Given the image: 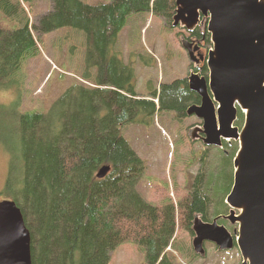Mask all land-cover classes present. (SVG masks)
Here are the masks:
<instances>
[{"label":"trees","instance_id":"16d2710c","mask_svg":"<svg viewBox=\"0 0 264 264\" xmlns=\"http://www.w3.org/2000/svg\"><path fill=\"white\" fill-rule=\"evenodd\" d=\"M30 1L0 0V13L16 24L9 29L0 25V89L15 91L10 83L21 76L23 61L39 53L43 34L74 27L87 37L84 76L46 112L20 113L19 101L0 103V124L8 120L4 147L9 158L0 196L13 199L21 209L30 231L32 264H108L110 252L127 242L144 250L148 264H174L170 257H161L175 231L174 208L161 225L160 209L151 208L137 192L144 162L121 128L134 122L151 124L155 114L164 111L183 115L196 94L183 78L160 84L159 91L149 88L150 99L140 97L134 68L113 51L130 14L152 12L170 21L174 0H111L94 5L50 0L51 10L36 24H31L23 4ZM241 120L239 111L236 124L241 125ZM234 151L236 147L231 155ZM105 165L110 171L98 178ZM232 173V168L226 173L230 184ZM227 193L229 189L224 195L217 192L204 202L193 195L185 198L186 208L179 205L181 217L189 219L210 204L222 210Z\"/></svg>","mask_w":264,"mask_h":264},{"label":"water","instance_id":"95a60500","mask_svg":"<svg viewBox=\"0 0 264 264\" xmlns=\"http://www.w3.org/2000/svg\"><path fill=\"white\" fill-rule=\"evenodd\" d=\"M173 27L193 30L200 17H207L212 47L207 54L208 78L191 72L190 90L201 103L186 109L187 115L203 119L197 130L208 145L234 139L233 183L225 198L230 213L225 218L237 227L231 234L216 220L195 216L192 224L193 249L202 253L208 240L220 249L237 247L241 264H264V0H174ZM189 58L190 42L183 41ZM244 114L241 128L234 125L237 112ZM110 167L102 166L98 178ZM31 236L21 209L13 199L0 201V264H32Z\"/></svg>","mask_w":264,"mask_h":264},{"label":"rangeland","instance_id":"374dc122","mask_svg":"<svg viewBox=\"0 0 264 264\" xmlns=\"http://www.w3.org/2000/svg\"><path fill=\"white\" fill-rule=\"evenodd\" d=\"M82 1L94 5L111 0ZM23 4L31 24H36L38 19L52 8L50 0H31ZM173 14L174 12L169 21L168 17H160L152 12L132 13L127 17V22L118 35L113 51L119 52L122 61L134 68L135 91L140 97L150 99L149 88L159 91L160 84L183 79L188 74V67L192 62L183 41L191 40L184 27L171 25ZM0 25L8 29L16 26L1 13ZM33 34L36 38L39 37L35 31ZM38 41L39 53L23 61V70L19 71L21 76L12 79L10 83L16 86L15 91L13 88L0 89V103L8 105L19 101L17 110L20 113L46 112L67 88L84 76L87 37L83 30L62 27L43 34ZM95 72L96 68H92L91 74L94 75ZM154 99L158 104V100ZM175 119L173 112L164 111L155 114L151 124L134 122L121 128L123 137L144 162L142 175L136 184L137 192L150 201L152 197L155 198L154 186L160 182H165V189L171 192L174 177L186 169L187 161L201 157L202 161L207 162L217 173L215 191L218 196L224 195L227 191L225 184L230 179L226 173L230 168L233 170V160L230 159L233 156L230 154V157L225 159L218 150H212L204 156L202 148L196 156L194 154L200 145H195V152L193 150L190 155L191 147L187 148L188 142L183 136L184 128L178 125ZM7 126L8 120L5 119L3 125L0 124V191L5 182L9 162L8 152L4 147L5 141L8 140ZM2 199L0 196V201ZM173 204L178 208V198ZM184 230L185 227H180L176 238L186 237ZM213 251L212 247H209L204 261L199 259L193 264H211L215 261V264H220L221 258L224 257L233 264H241L238 250L221 254L218 260ZM179 259L182 257L179 256ZM108 264H147V261L141 247L127 242L121 243L110 252Z\"/></svg>","mask_w":264,"mask_h":264},{"label":"flooded vegetation","instance_id":"af4514ba","mask_svg":"<svg viewBox=\"0 0 264 264\" xmlns=\"http://www.w3.org/2000/svg\"><path fill=\"white\" fill-rule=\"evenodd\" d=\"M207 23H208V18L201 16L196 27L193 30L188 31L187 33L188 38L191 40L190 44L192 46L191 48L194 54V58H193V61H191L192 63L189 64L188 74L184 77L186 81H187V77L189 76L191 72L200 74V76H204L206 79L208 78V69H207L206 60H207L208 51L211 48V40H210V34L207 30ZM200 103H201V99L199 95L196 94L195 101L187 105V108L190 105H193V104L199 105ZM239 111L242 113L241 125L236 124ZM173 114H174V118H176L175 120L177 124L182 125L184 128L183 136L186 137V140L188 142L187 148L191 147V150L189 151L190 155L195 149L193 148L195 147V145L201 146V147L199 146L200 148L194 154L196 156L198 155V152L200 151L201 148H202V152L204 153V156L205 154H208L212 150H218L223 154V156L228 157L230 156L231 150L233 148L236 147V150H237L238 142L234 139H222L220 146L206 144L204 142L205 134L202 133L200 130L199 131L197 130L196 139L191 140L190 134H189L190 129L193 127L200 129L203 125V119L198 118L195 115H190V116L187 115L186 110L183 115H179L176 111H173ZM243 121H244V114L240 109H238L237 118L234 122V125L241 128L243 125ZM235 153L236 151H234V155ZM234 155L232 156L234 157ZM233 157H231L232 160H233ZM185 167L186 169L180 172L181 174L176 175L174 177L173 182H172L173 189L171 190V192L165 189V187L167 188V185H165L166 184L165 182L157 183L154 186V188L156 189H153V192L155 191V196H154L155 198L153 199L152 197L149 201V206L151 208L160 209L161 215L159 217L157 216L156 217L161 225H165L168 222L170 218L169 210L171 208H174L175 231H174L173 236L171 237L170 244L167 246L166 250L163 252L161 257L163 256L170 257L171 259H173L174 264H180V263L193 264L194 261H197L199 259L204 261V258L209 253V247H212V249L214 250L213 252L216 254L217 260H218L221 254L228 253L232 250H238V249L236 248V246H234L231 249H220L213 242L204 240L202 244L203 252L196 253L193 249V244H192L193 237H194V232L192 231V224H193V220L195 216H198L202 221L208 222V223H212L214 220H216V223L218 225L225 226V228L231 234L233 233L237 225L231 224L230 221H228L225 218V216H227L230 213V208L227 204L220 211H216L215 208L214 209L211 208L212 204H210L211 207L210 206L203 207L204 208V209L202 208L203 212L196 211L195 213L192 214V216L189 217V219L186 215H182L181 217V212L179 211V205L181 206L184 204L183 206L185 207V203H184L185 198L187 201L188 198L193 195L195 197H198L202 202H204L202 200L203 198L213 197V196H216L217 194V192L215 191L216 187L214 186L217 183V175L214 174L215 170L213 169V167H210V165H208L207 162L204 163L201 157L199 159L197 158L195 159L192 158L191 160L189 159ZM232 183H233V173H232ZM232 183L230 184L228 181L227 184H225V186L227 187V189H229V191L231 189ZM159 197H160V200H159ZM177 198H178V208L173 204V202L174 203L177 202ZM194 203L195 201L193 202V204ZM180 227L182 228L185 227L184 232L186 233V237L181 236V238H179L178 236V238H176V235H177L176 232L178 231ZM144 256H145V253H144ZM179 256L182 257L181 260L179 259ZM215 263L216 261L211 264H215ZM217 263H219V261H217ZM229 263L233 264L231 261L227 260L225 257L221 258L220 264H229ZM195 264H199V263H195Z\"/></svg>","mask_w":264,"mask_h":264}]
</instances>
